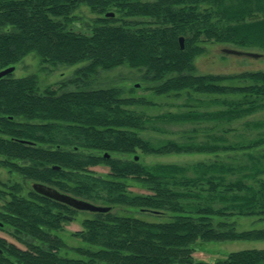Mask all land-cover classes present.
I'll return each instance as SVG.
<instances>
[{
  "label": "trees",
  "instance_id": "trees-1",
  "mask_svg": "<svg viewBox=\"0 0 264 264\" xmlns=\"http://www.w3.org/2000/svg\"><path fill=\"white\" fill-rule=\"evenodd\" d=\"M81 5L99 14L87 30L73 25ZM208 41L264 48V0H0V70L31 52L54 65L88 61L70 80L76 83L99 67H145L156 82L150 89L184 96L185 107L148 114L130 106L154 101L123 96L117 86L41 90L36 74L0 77V164L111 206L82 220L72 234L85 244L65 256L60 251L69 247L57 232L78 209L31 184L3 183L0 229L25 247L0 236V264L264 263V247L214 261L194 256L201 241L264 239V227L239 230L232 220H264V116H257L264 70L197 73ZM235 121L242 126H230ZM167 124L191 126L179 138L142 134L170 132ZM139 153L217 157L148 163ZM99 165L108 172L93 169ZM115 206L171 216L147 220Z\"/></svg>",
  "mask_w": 264,
  "mask_h": 264
},
{
  "label": "rangeland",
  "instance_id": "rangeland-1",
  "mask_svg": "<svg viewBox=\"0 0 264 264\" xmlns=\"http://www.w3.org/2000/svg\"><path fill=\"white\" fill-rule=\"evenodd\" d=\"M77 19L73 25L87 28L93 24L95 18L99 16L98 13L92 12L87 5H81L76 10ZM87 30V29H85ZM205 52L197 56L195 63L197 73H239L244 70H264V48L255 46L248 48H241L232 43L219 42H204ZM225 48H237L245 51H253L260 53L259 56H250L246 54L228 53ZM88 64V61H81L76 64H51L43 63L40 57L31 52L27 54L21 61L15 64V69L12 76L21 77L30 74L38 76L39 87L44 89L48 85H54L59 91L73 90L78 88H102L117 86L122 89L123 96L145 97L149 101H154V104H140L131 105L130 108L144 111L148 114H157L165 111L183 110L185 107L180 106L184 101V96H175L173 94H157L150 87L156 82L145 77L146 68H132L128 65H120L112 69H103L99 67L94 73L89 75H80L78 83L70 82L76 75V70L83 68ZM205 97L204 95H199ZM257 116H264V112L257 114ZM190 124H167L166 128L170 132L157 134L151 131H143L145 137L160 136V137H175L179 138V130L190 127ZM232 127L240 128L242 121H235L230 124ZM116 155V154H115ZM141 160L145 162L158 161H195L202 159H214L217 156L214 154H143ZM225 153H220L219 157H225ZM117 156L125 157L126 155L117 154ZM1 158V157H0ZM97 172L107 173L109 167L107 165H99L93 167ZM21 182L26 188L29 187L30 182L24 179L19 173L9 170L7 167L0 164V188H4L3 183L11 184L14 182ZM135 190L144 192V189L134 187ZM3 201L0 200V206ZM114 212L120 214L135 215L147 220H167L171 214L167 212H152L139 211L134 208L124 206H115ZM92 215V211L78 210L74 218L66 221L63 230L57 233L62 237L69 248H63L60 253L65 256H77L70 247L84 245L85 242L74 236L72 233L82 228V220ZM232 220L236 222V227L239 230L253 229L264 227V220H260L256 216H235ZM0 236L7 238L9 241L16 243L19 246L25 247V244L9 234L6 230L0 229ZM197 251L194 256L200 260L214 261L226 256L229 252L249 249V248H263L264 239L261 240H228V241H209L198 242Z\"/></svg>",
  "mask_w": 264,
  "mask_h": 264
},
{
  "label": "water",
  "instance_id": "water-1",
  "mask_svg": "<svg viewBox=\"0 0 264 264\" xmlns=\"http://www.w3.org/2000/svg\"><path fill=\"white\" fill-rule=\"evenodd\" d=\"M113 12H108L107 15H113ZM179 41L181 43V46H184V37L180 36ZM225 51L228 53H235V54H246L250 56H259L260 53L253 52V51H245L237 48H225ZM15 69V65L3 68L0 70V77L5 76L9 73H12ZM108 156V154H106ZM138 158V156H136ZM32 188L45 196H48L50 198L56 199L58 201L64 202L78 210H89V211H108L111 209V206L109 205H103V204H97L92 201L74 196L69 193L62 192L58 190L57 188L45 184L43 182L39 181H31L30 182ZM72 218V216H69ZM264 264V263H262Z\"/></svg>",
  "mask_w": 264,
  "mask_h": 264
}]
</instances>
